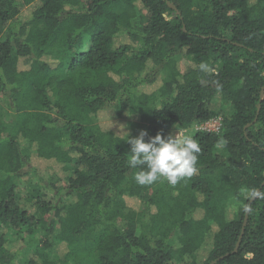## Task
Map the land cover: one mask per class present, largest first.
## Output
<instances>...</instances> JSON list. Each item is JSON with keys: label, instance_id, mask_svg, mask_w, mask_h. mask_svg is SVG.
<instances>
[{"label": "trees", "instance_id": "obj_1", "mask_svg": "<svg viewBox=\"0 0 264 264\" xmlns=\"http://www.w3.org/2000/svg\"><path fill=\"white\" fill-rule=\"evenodd\" d=\"M218 96L198 171L137 184L129 136L206 124ZM0 105V264H264V0H0Z\"/></svg>", "mask_w": 264, "mask_h": 264}, {"label": "clouds", "instance_id": "obj_2", "mask_svg": "<svg viewBox=\"0 0 264 264\" xmlns=\"http://www.w3.org/2000/svg\"><path fill=\"white\" fill-rule=\"evenodd\" d=\"M200 69L207 71L208 66L202 63ZM127 143L131 146L128 166L140 169L134 174V179L141 186H150L161 179H166L174 186L198 171L197 154L201 152V147L198 141L189 135L177 131L167 137L163 132L149 137L147 131H141L138 137L129 136ZM250 195L255 198V190ZM242 210L247 213L251 209L245 204Z\"/></svg>", "mask_w": 264, "mask_h": 264}, {"label": "rangeland", "instance_id": "obj_3", "mask_svg": "<svg viewBox=\"0 0 264 264\" xmlns=\"http://www.w3.org/2000/svg\"><path fill=\"white\" fill-rule=\"evenodd\" d=\"M147 12L144 11V17L147 16ZM194 63L192 61V58L190 57H184L180 59V69L182 72H185L188 68L193 67ZM147 92V89H145ZM211 108L216 111L218 114L217 118L211 120L210 122L206 123L209 126L214 125L217 121L223 124L224 116L229 115L233 111L232 105L224 101L221 96H218L211 104ZM0 117H11L15 118V114L7 109L5 106L0 105ZM99 124L104 128H113V130H117L119 133H126L127 127L129 124L133 123H139V119L136 116H133L129 113H125L122 117L116 118L111 114V112H106L103 114H100L98 117ZM198 125L190 129H180L177 130L178 132H181L183 135H189L191 137H194L196 133L203 131L202 126L206 125ZM175 131L173 134H176ZM36 180L28 179V180H16L17 184V196L18 200H20L21 204L23 205L24 202L28 199L30 196L32 190L34 189ZM65 184L62 186L64 187ZM40 236V235H39ZM38 236V237H39Z\"/></svg>", "mask_w": 264, "mask_h": 264}, {"label": "water", "instance_id": "obj_4", "mask_svg": "<svg viewBox=\"0 0 264 264\" xmlns=\"http://www.w3.org/2000/svg\"><path fill=\"white\" fill-rule=\"evenodd\" d=\"M263 187H264V183H263L261 189H259V190L256 192V196H255V198H252V199H251V203H253V202L258 198V196L260 195L261 190H262ZM248 214H249V212L247 213L246 218H245V221H244V225H243V230H242L241 237H240V239H239V241H238V243H237V245H236V248H235V250L233 251L232 254L237 253L238 250H239V248H240V245H241V242H242V238H243V235H244V232H245V227H246L247 222H248ZM228 256H229V254H227V255H225V256H222L220 259H218V260H216V261H213L211 264H217L220 260H223L224 258H226V257H228Z\"/></svg>", "mask_w": 264, "mask_h": 264}, {"label": "built area", "instance_id": "obj_5", "mask_svg": "<svg viewBox=\"0 0 264 264\" xmlns=\"http://www.w3.org/2000/svg\"><path fill=\"white\" fill-rule=\"evenodd\" d=\"M222 127V123H220L219 121H217L214 125H204L202 126L203 128V131H208V132H215V133H218L220 131Z\"/></svg>", "mask_w": 264, "mask_h": 264}]
</instances>
